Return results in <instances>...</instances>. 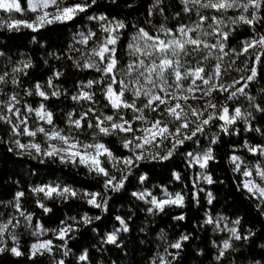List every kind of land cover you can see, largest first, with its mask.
<instances>
[{
	"label": "snow or ice",
	"instance_id": "obj_1",
	"mask_svg": "<svg viewBox=\"0 0 264 264\" xmlns=\"http://www.w3.org/2000/svg\"><path fill=\"white\" fill-rule=\"evenodd\" d=\"M97 4L98 0H0V32L28 30L34 43L37 34L53 25L78 20L92 24L73 34L65 55L74 69L95 75L78 80L71 91L56 82L65 75L61 71H54L43 84L28 85L35 67L31 57L0 61V126L7 127L9 152L26 154L41 164L51 161L83 168L97 182V190L90 191L50 181L27 193L16 191L7 203L0 201L13 209L7 214L0 211V255L26 257L31 264L47 256L50 264H68L69 241L75 233L84 227L94 232L106 227L110 200L136 182L140 189L131 196L147 205L149 215L185 208L183 189L169 191L163 184L143 187L150 179L149 165L167 167L181 156L186 168L201 170L197 181L212 185L214 146L223 135L238 131L262 137L235 142L228 160L237 174L238 190L255 200L264 215V127L256 126L264 120L260 83L264 82V0H150L144 22L131 25L103 13L89 14ZM65 101L73 107L60 113V126L50 105ZM171 176L183 182L179 171L173 170ZM194 187L193 200L199 203L198 193L204 190L199 183ZM29 194L44 214L52 212L47 202L57 199L82 201L100 214L67 216L55 228H45L23 205ZM205 198L207 205H214L211 191ZM130 217V213L127 219L115 216L119 227L104 232L100 244L119 248L120 233L130 231ZM186 218L184 212L171 217L177 223ZM242 219L205 212L204 226L228 234L217 246L218 261L235 250L233 241L254 235L241 231ZM24 232L33 238L27 245L21 243ZM158 238L163 251L155 252L148 264H176L191 233L170 240L161 230ZM88 258L85 252L79 260L83 264Z\"/></svg>",
	"mask_w": 264,
	"mask_h": 264
},
{
	"label": "trees",
	"instance_id": "obj_2",
	"mask_svg": "<svg viewBox=\"0 0 264 264\" xmlns=\"http://www.w3.org/2000/svg\"><path fill=\"white\" fill-rule=\"evenodd\" d=\"M150 0H118L113 4L111 0H98V4L89 14H106L109 17H117L126 20L130 25L142 24L146 17V10ZM131 5V7L129 6ZM87 20H78L75 24L67 26L53 25L42 30L36 36L37 42L32 41V35L28 30L12 33L0 32V61L23 59L31 57L35 67L31 69V76L26 83H45L54 71L65 73L64 77L56 81L60 87L73 90L74 84L80 79H90L95 73L80 72L72 67L65 55L67 46L72 43V34L79 28L88 25ZM132 31L127 30L128 34ZM124 43H127L125 37ZM73 55H77L73 53ZM60 56L62 58L57 59ZM47 61V63H45ZM264 84V82H260ZM256 92H259L257 88ZM31 99V98H30ZM35 99H39L38 97ZM73 107L70 101L56 102L50 108L57 113V123L63 126L60 113ZM260 114L257 113V116ZM257 127H264V120L256 123ZM245 137L250 142L261 139L256 132H247L244 135H223L222 141L215 145L217 163L212 164L209 170L216 181L208 185V190L215 196L214 205L209 206L202 194H199V203L193 200L191 186V168H186L181 156H177L174 162L167 167L161 165H149V182L144 187L152 188L153 185H167L171 191L183 189L187 193V206L183 209H168L165 214L151 216L146 211V205L131 196V192L139 187L130 185L128 191L122 196H114L110 200L109 213L106 215L105 225L98 232L84 227L75 233V239L69 241L71 255L66 258L68 264H82L79 260L81 254L87 252L88 260L83 264H148V259L160 247L159 233L163 230L170 240H174L180 233H191V239L186 242L176 264H264V215L256 207V201L248 199L246 194L237 188L238 177L234 174L228 157L231 154L233 144L241 142ZM0 201L7 203L12 200L18 190L26 193L34 186L50 181H62L78 189L97 190V182L92 179L83 168H72L58 162L53 164L48 161L41 164L26 154L18 155L16 151L9 152L10 136L6 126H0ZM179 171L183 182L172 180V171ZM114 195V194H113ZM48 207L52 212L44 214L35 204V197L26 195L23 200L24 207L36 213V218L45 228H55L59 221L67 216L90 212L100 214L99 210L90 209L82 201H49ZM208 210L212 214H221L230 219L242 217L241 231L251 230L254 235L247 241H233L235 250H229L221 260H217L212 246L215 235L210 226L203 225V211ZM0 211L11 213L12 208L0 205ZM184 212L186 220L177 223L171 217ZM129 219L130 231L120 235V247L113 245H101L100 239L104 232H109L117 226L115 216L120 215ZM144 229L141 231V229ZM50 235V233H49ZM31 238L23 233L21 243L27 245ZM0 264H31L26 257H13L9 254L0 255ZM37 264H50L49 257L38 258Z\"/></svg>",
	"mask_w": 264,
	"mask_h": 264
},
{
	"label": "rangeland",
	"instance_id": "obj_3",
	"mask_svg": "<svg viewBox=\"0 0 264 264\" xmlns=\"http://www.w3.org/2000/svg\"><path fill=\"white\" fill-rule=\"evenodd\" d=\"M3 15H7V14H3ZM16 15V17L17 18H19V14H15ZM92 26V24H88V25H85L84 27H82V28H79L78 30H86L88 27H91ZM95 30V29H94ZM76 32V31H75ZM74 32V33H75ZM73 33V34H74ZM73 34H72V36H73ZM240 127H242V125H240ZM212 131L213 132H215L216 131V129L215 128H213L212 129ZM245 133H247V132H242V131H238L237 133H234L233 135L235 136V137H238V136H240V135H244ZM26 139L27 138H22V140H25L26 141ZM261 139H262V137H261ZM243 140H247V138H245V137H243L242 138V140H241V142L243 141ZM204 143H205V145H206V138H205V140H204ZM191 170H192V173H191V186H192V193H194V192H196L197 191V189L194 187V183H199V187L200 188H202L204 191H200L199 193H198V196H199V194H202L203 195V197L205 198V193L206 192H208L209 190H208V184H206V183H204L203 181H197V179H196V177H197V174L201 171L198 167H194V168H191ZM144 187V186H143ZM140 189V186L136 189V190H134V191H138ZM169 191H171L170 189H169ZM158 194V193H157ZM205 200H206V198H205ZM143 203V202H142ZM144 204V203H143ZM146 207H147V205H146ZM206 211H208V210H205V211H203V220H204V218H205V212ZM212 215H221V214H218V213H216V214H212ZM223 216V215H222ZM210 226V228H211V231L213 232V234L215 235V238L213 239V242H212V246H213V249H214V251H215V256L217 257V252H218V248H217V246L218 245H220V246H222V241L225 239V238H227V236H228V234L226 233V232H214L213 231V229H212V226L211 225H209ZM116 228H118L119 227V224H117V226H115ZM113 229V228H112ZM112 231V230H111ZM21 232H23V230H21ZM24 233H26V232H24ZM26 234H28V233H26ZM122 234H125V233H120V235H122ZM29 235V234H28ZM30 236V235H29ZM30 238H31V240L33 239L31 236H30ZM45 238H47V237H45ZM31 242V241H30ZM163 247H164V244H163V242L161 241V244H160V247H158V249L156 250V252L159 250V251H163Z\"/></svg>",
	"mask_w": 264,
	"mask_h": 264
}]
</instances>
